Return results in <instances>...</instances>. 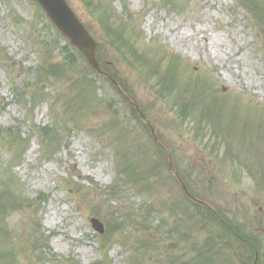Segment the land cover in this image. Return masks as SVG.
<instances>
[{
  "label": "rangeland",
  "instance_id": "374dc122",
  "mask_svg": "<svg viewBox=\"0 0 264 264\" xmlns=\"http://www.w3.org/2000/svg\"><path fill=\"white\" fill-rule=\"evenodd\" d=\"M66 1L94 37L98 58L122 94L79 55L67 73L38 86L42 64L61 63L66 39L48 25L35 0H0V188L2 177L13 176L21 195L34 200L6 210L0 251L12 248L26 264L189 262L192 244L203 243L211 227L204 209L185 199L167 153L187 177L188 192L253 235V217L264 216V33L258 19L242 0H98L103 6L94 14L83 0ZM263 5L259 0L255 7ZM104 21L124 32L160 73L172 72L170 96L161 97L163 89L155 92L140 68L110 47ZM89 81L94 90L81 104L84 92L76 89ZM178 96L188 105L201 99L219 107L211 117L241 164L223 157L225 144L215 155L204 143L211 123L202 122L198 135L191 132L188 113L173 108ZM52 132L59 139L47 144L41 134ZM70 147L77 169L68 163ZM118 153L132 155L143 168L147 160L160 164L146 169L149 190L140 192L117 175ZM246 167L260 175L251 179L240 171ZM91 218L101 222L103 234L93 230ZM42 236L50 253L43 259L32 243Z\"/></svg>",
  "mask_w": 264,
  "mask_h": 264
},
{
  "label": "trees",
  "instance_id": "16d2710c",
  "mask_svg": "<svg viewBox=\"0 0 264 264\" xmlns=\"http://www.w3.org/2000/svg\"><path fill=\"white\" fill-rule=\"evenodd\" d=\"M86 5L91 8V13L94 14L96 10L100 9L103 4H101L98 0H83ZM247 4L243 3V7L250 11L251 14H253L256 19H258V27L262 32L264 33V6L260 8H256L255 5L257 4V0H246ZM251 6V7H250ZM102 26L104 28V35L106 34L108 43L110 47H112L118 54H120L121 57H123L129 65L137 66L141 70V74H143L149 81H151L152 88H155V92L158 90L161 91V89L164 90L162 92L161 97L170 96L171 88L169 87L170 83H173L174 76H172V72L169 73L168 71H164L163 73H160V69L157 67V64L151 62L147 56L138 55L132 44L129 42L130 38L128 39L126 35H124V32L120 29L115 30L108 22H103ZM63 50V57L62 62L60 64H54V63H48L46 62L44 66L41 67L42 74L39 75L37 78L38 86L43 84V80H46V78H53L56 79L58 75H64L67 73L69 68L73 66V62H75V56H77V53H75L74 50L70 49L67 45L63 46L61 48ZM104 68L108 70V68L102 64ZM174 68V65H172ZM59 73V74H58ZM94 84L89 81L85 84H82L78 86L76 89L77 94L87 92L89 87H92ZM35 97H39L41 95V91L38 90L35 92ZM40 98V97H39ZM180 96L176 99V103L173 108H177L178 112L180 111L182 114L183 112H187L191 119H189V123L191 124V132L196 133V135L200 132V124L202 122H205V118L202 116L203 109L205 108V103L199 99L197 102L192 103L191 105H188L187 100L183 99L180 101ZM68 102V101H67ZM222 134V133H221ZM220 133L213 132L212 136L209 137V140L205 144H209L211 140L213 141L211 143V150H213L217 145V147L220 145V143H225L227 138L224 135V133L221 135ZM44 141L47 144L57 143V140L59 139L57 133L53 135V132L51 135L41 134ZM55 136V137H54ZM201 139H205V136L202 135ZM218 150V149H217ZM224 155L228 158H234L238 159L239 155L234 153L232 150L229 151V149L225 148ZM148 161V160H147ZM146 163L145 167L140 168L137 167L131 163L130 159H124L118 162V167L121 169V172L119 174L126 175L130 180H138L139 182H142V185L144 187H149V181L147 177H145V172L147 167L149 166V171H152L153 169H157L160 164H151L149 162ZM161 163V162H160ZM9 174V173H8ZM4 182L2 183V187L0 188V220L5 219L6 210H10L12 212L17 211L19 209H23L26 204H29L30 201L33 202L34 200L27 199L23 197L20 183L14 180L13 176H7L1 178ZM198 208H202L198 206ZM210 214V213H209ZM204 215V214H203ZM211 217L214 216L213 214H210ZM215 222L219 224L218 220H214ZM115 227L118 225V222L115 221L113 223ZM224 231H227L226 227H224L223 224L220 225H214L212 230L209 231V237L208 239H205L203 241V244L201 246L198 245V242L195 241L192 246L193 250L195 251V255L189 262H184L182 264H218L217 260L218 257L215 255V250L217 252V249L219 251V247L217 245H220L221 242L218 239L220 234L224 233ZM6 234L5 226L2 224L0 225V236L3 237V235ZM179 236L188 237L184 231L179 234ZM214 237V238H213ZM191 240V239H190ZM138 242H141V245L144 246L143 239H138ZM33 243V251L38 255L42 256L43 258H47L48 255H50L49 251V245L47 242V238L42 237H33L32 239ZM17 254L12 251V248L10 250H4L3 252H0V260H4L6 264H26L23 262H18L16 260ZM176 262V261H175ZM98 264V263H97ZM220 264V263H219Z\"/></svg>",
  "mask_w": 264,
  "mask_h": 264
},
{
  "label": "water",
  "instance_id": "95a60500",
  "mask_svg": "<svg viewBox=\"0 0 264 264\" xmlns=\"http://www.w3.org/2000/svg\"><path fill=\"white\" fill-rule=\"evenodd\" d=\"M39 7L43 8L46 16L51 21L53 27L57 28L64 38H67L72 48L77 49L86 59L89 66L96 73L111 79L105 72L100 69L96 55L98 53L97 43L90 36L87 29L82 25L76 15H74L66 0H36ZM169 167L172 169L171 157L168 155ZM189 198L195 200L191 195ZM197 201V200H195ZM199 202V201H197ZM199 203H203L202 201ZM94 229L102 232V225L97 219H92Z\"/></svg>",
  "mask_w": 264,
  "mask_h": 264
},
{
  "label": "flooded vegetation",
  "instance_id": "af4514ba",
  "mask_svg": "<svg viewBox=\"0 0 264 264\" xmlns=\"http://www.w3.org/2000/svg\"><path fill=\"white\" fill-rule=\"evenodd\" d=\"M253 219L257 222L252 231L254 254L259 259L257 264H264V216H255Z\"/></svg>",
  "mask_w": 264,
  "mask_h": 264
},
{
  "label": "bare ground",
  "instance_id": "6f19581e",
  "mask_svg": "<svg viewBox=\"0 0 264 264\" xmlns=\"http://www.w3.org/2000/svg\"><path fill=\"white\" fill-rule=\"evenodd\" d=\"M66 154L68 156V163L70 166H72L74 169H77L78 166L76 164L77 155L76 152L70 147L66 150Z\"/></svg>",
  "mask_w": 264,
  "mask_h": 264
}]
</instances>
